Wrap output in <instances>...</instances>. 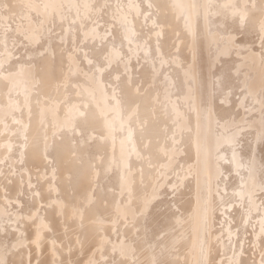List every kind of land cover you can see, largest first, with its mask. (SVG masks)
<instances>
[{
  "label": "bare ground",
  "instance_id": "bare-ground-1",
  "mask_svg": "<svg viewBox=\"0 0 264 264\" xmlns=\"http://www.w3.org/2000/svg\"><path fill=\"white\" fill-rule=\"evenodd\" d=\"M0 264H264V0H0Z\"/></svg>",
  "mask_w": 264,
  "mask_h": 264
}]
</instances>
